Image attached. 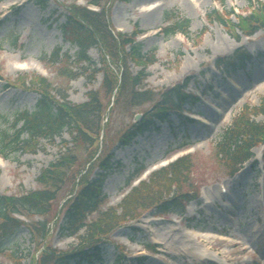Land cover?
I'll list each match as a JSON object with an SVG mask.
<instances>
[{
  "label": "rangeland",
  "instance_id": "rangeland-1",
  "mask_svg": "<svg viewBox=\"0 0 264 264\" xmlns=\"http://www.w3.org/2000/svg\"><path fill=\"white\" fill-rule=\"evenodd\" d=\"M75 2L86 4L83 0H50L46 9H40L32 0H0V130L13 126L14 119L24 111L34 112L40 97L32 90L31 81L39 77L46 78L59 92L68 95L75 105L87 102L90 91L97 92L101 102L103 131L99 143L76 152L78 164L68 173L51 218L60 212L62 220L72 188L81 184L82 169L96 148L101 150L96 158L102 152L101 157L87 177L84 176V181L93 182L102 175V191L108 200L107 207L112 208L121 205L138 173L147 169L141 177L147 180L151 172L182 155H189L187 183H183L181 191L175 188V195L218 181L231 188L230 193L208 203L197 199L190 206L192 212L184 209L179 217L158 215L154 207L139 209L137 219L127 220L109 236L102 246L103 260L96 264H118L119 258L124 264H137L138 259L145 264H264V171L261 170L264 146L255 148L254 159L245 163L235 178L224 181L230 170L216 155V147L234 119L245 107H259L264 101V30L250 38H244L236 30L239 16L255 12L258 0H110L105 3L109 6L110 26L114 31L128 35L140 32L143 55L151 56L155 52L156 62L147 69V80L138 89L140 93L150 92L151 101L140 104L132 103L130 96L122 95L118 99L103 90L104 73L94 72L106 69L104 52L99 48L90 52L96 66L85 65L84 69L77 70L84 76L76 81L70 82L68 77V69L74 64L64 62L60 68V64L53 62L52 57L59 48L61 57L67 55L71 62L78 54L77 47L63 41L59 29L66 20V7ZM151 3L158 6L157 10L139 12ZM232 11L235 15H231L227 25L218 20L217 13L224 16ZM178 15L190 21L188 33L166 36L165 29ZM237 38H242L240 43ZM240 49L252 58L245 68L232 71L225 66L218 67L229 57L235 59ZM125 60L130 74L141 72L132 60ZM109 62L116 66L114 61ZM188 80L191 81L185 88L186 96H197L202 103L192 109L188 98L181 109L198 114L197 122L183 125L178 115L171 114L172 131L163 124L159 132H145L124 147L120 144L121 136L134 125L136 116L140 115L138 123L142 122L155 111L156 105L164 103L166 94L174 97L173 90L184 87ZM256 120L264 124L263 116ZM64 141L72 147L70 131L53 143L43 141L35 154L0 157V195L19 196L39 190L37 180L41 171L58 162L61 151L65 152ZM184 146L189 147L168 157ZM105 156L111 160L106 172L100 168ZM257 170L263 174L259 180ZM60 221L52 223L45 244L72 251L82 240L61 238L57 232ZM221 234L228 235L231 241L221 240ZM161 242L166 245L157 255L150 252V245ZM36 243L30 229L22 227L10 246L23 254L24 264H33L32 259L41 253ZM206 257L213 262L203 261ZM0 261L9 263L6 257H0Z\"/></svg>",
  "mask_w": 264,
  "mask_h": 264
},
{
  "label": "trees",
  "instance_id": "trees-1",
  "mask_svg": "<svg viewBox=\"0 0 264 264\" xmlns=\"http://www.w3.org/2000/svg\"><path fill=\"white\" fill-rule=\"evenodd\" d=\"M86 1L87 5L84 7L75 3L67 6L66 20L59 26L63 41L78 48L76 59L71 62V57L67 55L61 57L62 52L59 48L54 53L53 62L60 64V68L64 62L74 64L72 69H68V77L70 82L76 81L83 76L77 70L84 69L85 65L96 66L89 53L91 49L99 48L104 52L106 69H95L94 72L104 73L103 90L118 99L122 95L130 96L132 103L151 101L150 92L140 93L138 89L143 87L147 80V69L156 62L155 52L151 56L143 55L142 43H138L136 38L140 33L130 37L115 33L110 26L109 6L105 4L110 3V0ZM121 1L129 2V0ZM35 2L40 9H46L49 0H35ZM92 7H98L100 11H94ZM217 14L218 20L227 25L229 20L224 19L220 13ZM231 15H235V12L228 13L227 19ZM238 21L240 23L236 30L247 36L264 29V2L258 0L255 12L246 17L240 15ZM169 25L165 29L168 37L175 34L185 36L191 26L190 21L181 18L180 15L174 19L173 24ZM125 58L132 60L141 72L137 75L130 74ZM248 59L244 50H240L235 59L220 64L235 71L236 64L239 68L245 67ZM109 60L114 61L116 66H112ZM62 71L61 75H63ZM23 83L25 84L24 81ZM31 85L32 90L39 94L40 100L35 105L34 112L24 111L14 119L13 126L0 130V156L8 158L19 153L35 154L43 141L53 143L69 131L73 142L71 147L64 141L65 152L61 151L58 162L41 171L37 180V184L40 185L39 190L19 196L0 195V257L9 260V263L0 261V264H24L23 254L10 246L22 227L30 229L33 242H37L36 244L40 246L41 253L32 259L33 264H96L103 260L101 250L109 235L127 220L136 219L139 209L147 210L154 207L159 215L181 211L182 200H178L174 187L181 191L183 183H187L189 157L181 158L169 167L153 173L148 182H142L137 188L132 189L119 207L105 208L108 203L102 191L103 177L93 183L84 181V176L87 177L97 159L101 157L102 152L96 158L101 151L100 148H96L95 155L88 157L86 168L82 169L81 184L73 186L70 193L72 200L70 199L66 204L62 223L57 226L61 238L79 237L82 243L72 251H60L46 245L45 241L50 235L52 223L56 224L60 221V212H56L52 218L51 215L54 213V204L68 179V173L78 164L76 152L95 143L97 146L103 131L101 127L103 119L100 118L101 102L97 92L89 93L88 103L75 105L69 101L68 95L59 92L46 78L39 77L37 80H32ZM173 91H177V101L167 100L168 94H166L164 103L156 107L167 103L172 105L176 112L179 111L180 108L175 106L176 102L181 106L186 101L179 87ZM151 113L121 136L120 143L123 146L128 145L139 134L156 129L155 120L161 117L158 110ZM259 116L264 117V101L259 107H245L218 143L216 155L221 162L224 161L228 165L229 176L243 169L245 163L253 158L252 151L255 147L264 143V124L256 120ZM104 142L102 141V144ZM105 157L100 162V168L107 171L110 160ZM172 194L173 196H170ZM180 197L183 198L184 195ZM18 215L30 219L29 225L17 218ZM36 218L42 220L39 222ZM117 263L122 264L120 259Z\"/></svg>",
  "mask_w": 264,
  "mask_h": 264
},
{
  "label": "bare ground",
  "instance_id": "bare-ground-1",
  "mask_svg": "<svg viewBox=\"0 0 264 264\" xmlns=\"http://www.w3.org/2000/svg\"><path fill=\"white\" fill-rule=\"evenodd\" d=\"M155 10H157L156 6L154 5V3H151V5H148V7H144L143 10H141V13H151V12H154ZM197 119H198V117H197ZM221 187L224 188L225 185L221 186ZM219 195H220V192H219L218 188L217 187L216 188L213 187V193L212 192L209 193V191L207 189H205L203 191L202 199H205L207 201H211V200L217 199V197ZM220 239L223 240V241H231V238L229 236L221 237Z\"/></svg>",
  "mask_w": 264,
  "mask_h": 264
},
{
  "label": "water",
  "instance_id": "water-1",
  "mask_svg": "<svg viewBox=\"0 0 264 264\" xmlns=\"http://www.w3.org/2000/svg\"><path fill=\"white\" fill-rule=\"evenodd\" d=\"M137 119H138V117H137Z\"/></svg>",
  "mask_w": 264,
  "mask_h": 264
}]
</instances>
